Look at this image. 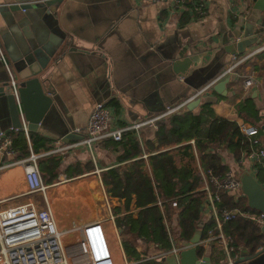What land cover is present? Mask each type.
Returning <instances> with one entry per match:
<instances>
[{
    "label": "crops",
    "instance_id": "0c3cea01",
    "mask_svg": "<svg viewBox=\"0 0 264 264\" xmlns=\"http://www.w3.org/2000/svg\"><path fill=\"white\" fill-rule=\"evenodd\" d=\"M15 1L0 0V5ZM170 9L168 3L155 0H63L53 16L34 12V20L26 25L27 34L38 40L54 37L66 43L63 44L62 53L45 73L48 79L45 85L54 98V107L46 113L36 130H28L45 139L48 146V149L37 152H50L37 161L48 188L55 184L49 185L52 179L49 180L46 172L42 171L41 163L52 156L60 159V168L56 171L58 179L62 174L67 176L64 169L78 164L82 171L74 173L69 179L96 174L99 183L103 170L127 164L118 161L120 151L117 148L105 143H97L93 153L82 146L65 153L52 152L57 147L56 140H64L73 129H84L89 113L97 102L102 101L109 107L115 127L147 120L179 102L196 97L195 94L209 83L201 85L210 74L223 66L217 75L221 74L228 64L264 43V0H206L205 14H189L185 21L182 11ZM16 37L17 31L12 34L0 20V44L7 60L16 56ZM243 39L252 46L242 54H229L228 51L233 49L232 44ZM185 57L191 58L194 63L182 76L174 70L173 65ZM249 73L255 75L258 84L245 89L241 80ZM226 78L229 80L224 94L212 89L204 91L198 95L201 102L194 111L197 112L203 102H211L220 117L239 124H264L263 120L256 123L252 116L239 108L241 103H245L249 109H256L259 116L264 115V51L248 58L233 73L220 80ZM111 100L117 102L118 108L109 104ZM10 130L14 129L8 121L3 123L0 132ZM155 130L148 124L136 132L142 153L148 156L155 151L149 152L145 143L153 140ZM28 134L27 152L30 154L32 145ZM73 142L76 141H68ZM28 154L23 156L16 151L14 155L7 156L0 152V166L9 164L0 169V209L29 202H34L40 208L45 206L40 193L27 192L24 163L21 160ZM91 155L95 164L91 171H87L85 165H92ZM220 156L222 163L237 174L247 170L255 175L253 160L244 156L243 162L238 163L224 147L220 149ZM77 189L74 185L66 191L67 194L58 192L61 210L67 217L73 212H84L89 206L86 195L81 192L79 195ZM73 199L77 202L72 203ZM48 201L50 203L49 198ZM96 212L103 214L100 208ZM91 216H84L74 225L70 224V220L61 223L56 219L61 230H68L82 225ZM58 217L61 218V214ZM106 227L116 260L121 263V251L125 253L121 235L118 237L117 234L116 221H108ZM131 243L137 248L136 242ZM237 253L238 258L249 253L243 242H239ZM207 255L210 257L209 253ZM242 264L264 262L252 263L249 260Z\"/></svg>",
    "mask_w": 264,
    "mask_h": 264
},
{
    "label": "trees",
    "instance_id": "16d2710c",
    "mask_svg": "<svg viewBox=\"0 0 264 264\" xmlns=\"http://www.w3.org/2000/svg\"><path fill=\"white\" fill-rule=\"evenodd\" d=\"M194 4L193 0L189 3L191 10L183 12V21L189 14L194 15L192 11ZM109 104L118 108L114 100ZM248 106L241 103L240 111L252 116L256 123L264 121V115L259 116L256 109H249ZM156 124L153 140H147L145 143L149 152L155 153L146 159L140 158L142 149L135 131H125L119 141L104 139L99 142L117 148L120 151L118 161L127 162L124 166L118 165L103 170L100 179L110 196L123 199L126 213L117 216L115 220L129 262L139 259V254L130 241L132 237L147 245L157 244L160 249L170 247L164 224L165 217L177 223L179 240H190L202 221L201 206L205 198V192L201 190L203 179L199 170L210 169L215 174L229 170L228 166L222 163L220 156L222 147L230 151L238 163L246 154L263 148L261 126L256 124L259 128L256 135L245 136L239 129V123L218 116L211 102H203L197 112L175 111L157 120ZM28 133L33 152L48 149L45 139L31 131ZM7 134L12 137L15 151H20L23 156L28 154L26 134L22 128L10 130ZM191 140L194 141L193 144L190 143ZM59 168L60 159L57 156H52L50 160L41 163L42 171L46 172L52 181L56 178V171ZM93 168V164L85 165L87 171ZM253 168L255 178L264 185V159L254 161ZM79 171L82 169L79 170L78 164L64 169L68 178ZM220 196L219 209L231 210L241 207L244 212L259 214V211L247 206L243 196L235 198L224 192H220ZM158 199L161 200L162 210L156 205ZM172 201H176V209L171 208ZM114 212L121 213L120 207L115 208ZM213 227V220H206L203 237L207 229ZM260 230V224L242 216H235L223 224L224 233L233 237L234 254L238 252L239 242H243L251 254L255 253L264 240ZM217 247V242L214 241L207 247L197 246L196 253L199 258L209 253L211 264L222 262L225 258L224 253ZM135 264L164 263L151 259Z\"/></svg>",
    "mask_w": 264,
    "mask_h": 264
},
{
    "label": "built area",
    "instance_id": "2783aa9c",
    "mask_svg": "<svg viewBox=\"0 0 264 264\" xmlns=\"http://www.w3.org/2000/svg\"><path fill=\"white\" fill-rule=\"evenodd\" d=\"M155 1L168 3L172 11L184 12L188 8L191 10L189 3L193 0ZM194 1L195 4L192 8L193 14H197L198 16L204 15L206 12V0ZM261 51H264V43L246 53L235 62L228 64L221 74L209 81V83L202 87L195 95L212 89L215 82L233 73L240 64ZM0 59L8 69L11 92L16 96L18 101L14 75L9 68L8 60L2 50L1 44ZM241 82L245 89L258 84L253 73L244 75ZM190 99L167 108L163 113L157 116L123 127L113 126L111 110L102 101L97 102L89 113L84 129L81 130L80 128H76L72 131L77 134L83 133L80 134L83 138L73 143H63L61 139H58L55 141L57 147L52 152L65 153L72 148L82 146L90 153H93L97 143L104 139L119 141L125 131L132 130L138 132L141 126L148 124H151L157 129V120L175 111L184 109L186 103ZM21 128L27 135L28 128L26 123H23ZM239 129L248 137L256 135L259 132L258 126L247 123L239 124ZM190 143L193 144L194 141L191 140ZM0 152L7 156H12L16 153L13 147L12 137L8 135L7 132H0ZM49 153L50 152L35 153L31 151L24 160H21L24 163L27 192L40 193L45 206L40 208L37 207L34 202H29L0 209V264H135L140 261L151 259L162 261V259L170 254L174 255L178 262L179 254L182 250L188 249L191 246L195 248L197 246L207 247L214 241L217 242L218 250L223 252L225 257L222 262L215 264H235L238 253H233V237L224 233L223 224L235 216H242L257 222L261 227L264 226V213L262 212H259V214H250L242 211L241 207L231 210L218 208V204L221 201L220 192L228 193L235 198L239 196L245 198L240 190L241 184L236 172L229 169L222 174H215L210 169H200V175L203 179L201 190L205 192V198L201 206L202 221L199 228L202 229V236L199 242L197 244H191L190 240L185 241L177 239L173 235L174 229L178 232L177 223L165 217L164 224L170 243L168 249H160L159 246L154 243L147 245L137 239V248L135 245L134 247L136 250L138 249L139 259L135 262H129L123 254V251H121L122 261L118 263L108 238L106 223L108 221L114 223L117 216L126 213L123 207V199L110 196L105 190L102 181L99 180L103 194V204L100 209H102L103 214L106 212L108 216L102 213L100 215V212H97V214H93L91 219L82 225L73 226L68 230H61L58 227L56 216L48 201V185L43 181L37 162L40 157ZM147 156L148 154L143 152L140 158L145 159ZM245 157L253 161L264 159V148L256 152H250L246 154ZM243 159L244 156L240 159L239 163H242ZM7 165L9 164L5 166ZM5 166L1 165L0 169ZM156 205L162 210L160 199L157 200ZM170 206L172 209H176V201H172ZM115 207H120L121 213L114 214ZM208 219L213 220L214 227L208 228L203 237V227L205 221ZM117 234L119 237V228Z\"/></svg>",
    "mask_w": 264,
    "mask_h": 264
},
{
    "label": "water",
    "instance_id": "95a60500",
    "mask_svg": "<svg viewBox=\"0 0 264 264\" xmlns=\"http://www.w3.org/2000/svg\"><path fill=\"white\" fill-rule=\"evenodd\" d=\"M62 2L63 0H16L10 4L0 5L1 22L12 34L17 31L18 49L16 56L8 59V65L14 75L19 101L11 92L8 69L0 59V68L3 69L0 70V131L3 123L8 121L13 129H19L23 123H26L28 130H36L46 113L54 107V98L45 85L48 82L45 73L58 55L62 53L63 46L66 43L64 44V40H58L54 37L50 40H38L27 34L25 30L27 23L34 20V14L40 12L47 16H53L55 15V9ZM250 46H252V43L245 39L237 40L235 44H232L233 49L228 53L231 55L242 54ZM193 63L194 61L191 58L185 57L183 60H177L173 68L179 75L185 76ZM222 67L210 74L201 85L211 81ZM228 80V78L218 80L214 83L212 90L223 95ZM208 93L206 92V94ZM200 102L201 97L194 96L181 111H192ZM261 132L264 148V124L261 125ZM82 138V135L70 131L62 142L79 141ZM238 180L241 184L240 190L246 198L247 206L252 210L264 213V185L258 182L255 176L247 170L238 173ZM260 232L264 236V226L261 227ZM201 236L202 229L198 227L190 238V243L197 244ZM249 260L252 263L264 262V240L262 246L255 253L251 254L249 252L247 255L237 258L235 264H242ZM162 262L164 264H211L208 255L198 257L194 246L182 250L178 262L172 254L167 255L162 259Z\"/></svg>",
    "mask_w": 264,
    "mask_h": 264
},
{
    "label": "rangeland",
    "instance_id": "374dc122",
    "mask_svg": "<svg viewBox=\"0 0 264 264\" xmlns=\"http://www.w3.org/2000/svg\"><path fill=\"white\" fill-rule=\"evenodd\" d=\"M90 160H91L92 164H95L94 159L92 158V155L90 157ZM95 176H96V174H90V175H87L84 177L69 179L67 176H64V174H62L61 178H59V179L55 178L52 181V184H49V185L55 184V186L48 188L47 195H48V198L50 200V206L52 208V211L56 215V218L58 219V221L61 220L62 221L61 223H64V222H66V220H70V221H72V222H70V224L73 223V225H74L75 223H78V221L81 218L83 219L84 216H85V218L89 217L92 215L93 212H94L93 214H97L96 210H98L103 204V202H102L103 194H102V190H101V185H100V183L97 182L98 178ZM74 185L77 186L78 189L76 190V192H78L79 195H80V192L84 193V195H86V197H85L87 200L86 204L89 206L86 209V211L84 209V212H79V211L73 212L72 215L70 214V216L67 217L65 215V213L62 212V210H61V200L59 197L60 194H58V192L59 191L62 192L61 195L67 194L66 191H69V188L74 186ZM75 202H77V201L75 199H73L72 203H75ZM115 208H117V207H115ZM63 213H64V215H63ZM58 214L59 215L61 214V218L58 217ZM104 214H105V216H108V214L106 212ZM173 235L178 239L176 229L173 230ZM133 238H130V241H132L134 243L137 242L136 237H133Z\"/></svg>",
    "mask_w": 264,
    "mask_h": 264
}]
</instances>
